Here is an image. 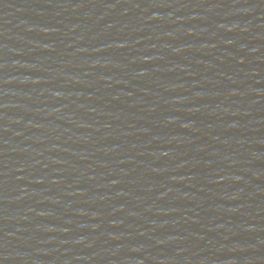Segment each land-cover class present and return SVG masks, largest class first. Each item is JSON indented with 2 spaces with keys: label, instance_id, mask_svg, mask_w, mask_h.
I'll return each mask as SVG.
<instances>
[{
  "label": "water",
  "instance_id": "1",
  "mask_svg": "<svg viewBox=\"0 0 264 264\" xmlns=\"http://www.w3.org/2000/svg\"><path fill=\"white\" fill-rule=\"evenodd\" d=\"M0 264H264V0H0Z\"/></svg>",
  "mask_w": 264,
  "mask_h": 264
}]
</instances>
